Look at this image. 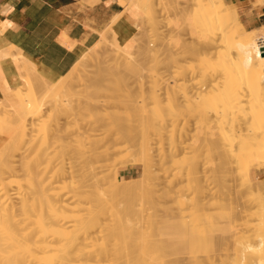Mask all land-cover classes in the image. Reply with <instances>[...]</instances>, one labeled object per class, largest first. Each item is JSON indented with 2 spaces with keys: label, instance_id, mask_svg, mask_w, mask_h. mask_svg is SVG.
<instances>
[{
  "label": "bare ground",
  "instance_id": "6f19581e",
  "mask_svg": "<svg viewBox=\"0 0 264 264\" xmlns=\"http://www.w3.org/2000/svg\"><path fill=\"white\" fill-rule=\"evenodd\" d=\"M258 1L256 2L258 3ZM197 5L201 9L199 18L201 26L202 23L204 24L202 28L205 29V35L201 46V41L198 40L200 47L191 45L189 41V52L201 51L205 53L207 50L216 48L219 61L217 62V59L212 61L217 64L223 63L225 69L216 68L219 66L214 67V65L213 67L216 68L215 71L219 69L225 79L222 80V76L216 75L207 85L202 84L205 85V88H209L207 91H214V98L211 99L212 101L210 100L209 108H204L206 111L202 109L205 111L204 116L200 114L202 117L199 118L196 115L195 118L200 123L209 126L216 123L222 126L223 129L221 128L222 132L220 133H222L223 140L226 139L224 137L232 134L233 136L243 134L242 131L250 130L252 125H257V127L259 125L256 130L253 128L259 139L253 138V140H256L254 152L258 159L254 158V160L257 161L258 169H260L264 167V103L257 100L256 93L264 90V55L262 53L264 36L252 38L250 35L254 33L242 28L234 4H228L225 0H198ZM121 14L119 13L115 17L117 18ZM135 14L125 13L124 15L136 29L133 35L123 42L124 53L135 47L138 50L141 44V37L139 36V38L137 35L140 33L142 20H140L141 15L135 18ZM146 14L149 18L151 17L149 21L154 18L152 13ZM3 28L4 25H0V88L3 92V95L0 96V130L4 133L0 135V264H204L203 258L196 253L199 240L191 235V229H189V190L191 191L194 187L201 191L200 202L204 205L205 197L203 195L205 194L203 193L207 189L204 182L206 179L204 180V174L198 173L194 178L195 183H192L189 175V161L184 157H178L189 150V122L191 120L189 113L181 112L173 107L169 110L158 109L152 117L143 119V131L140 136L134 134L132 130L126 132L123 129V119L125 118L117 116V109L128 103L126 96L116 93L117 91L101 93V90L98 89L93 93V96L90 95L88 99H84L81 89L76 88L81 84L76 80L82 79L83 76L79 73L78 66L74 67L75 65L58 79H47L38 70L35 62L24 55L16 45L3 38ZM110 28L113 30L111 25ZM106 32L107 34L104 33L105 40L99 39L83 52L78 61L88 63L86 66L93 63L100 64L102 56L117 49L114 48L113 39L111 41L109 39L110 45L107 43L109 34L108 31ZM112 33L116 35V32ZM64 43L71 45L69 41ZM157 48L154 44V50ZM151 49L152 47L150 51ZM213 51L215 53V50ZM201 54L200 56H202ZM182 55L183 58L184 54ZM185 56L189 57L188 54ZM212 56L214 57V54ZM5 59L10 60L14 65L15 73L23 81V84L12 85L10 83L1 64ZM131 59L130 56L118 58L114 66L121 72L128 69L137 72L135 73L136 77L142 84L141 79L145 72L142 74L139 60ZM91 60L93 62H90ZM196 63L199 65V62ZM201 63L204 64L203 61ZM206 63L205 65L208 67ZM154 65L156 64L154 63ZM187 66L189 67V65ZM194 66H196L195 63ZM101 68L99 72H107L111 71L112 67L103 65ZM155 68L157 67L155 66ZM190 68L189 81L194 69ZM204 69H207L206 66ZM204 69L203 72L206 75L208 72H205ZM209 69V72H213L211 68ZM175 71L177 74L181 73L180 70L175 69ZM156 74L159 73L152 72V75ZM239 74H243L245 78L243 80L241 76L243 86L239 85ZM83 75L85 74L83 73ZM160 77L162 80L159 89L163 88L168 95L173 94L176 98V95H179L184 99H190L195 95L199 96V92L196 93L197 90L195 91L191 84H189V89L186 88L185 83L183 88L176 89L179 83H175L177 81L175 75L171 79L164 75ZM222 81H224V84L221 85L222 89L215 92L218 89V83ZM75 94L77 106H74V109L72 108L73 110L67 114L66 121L56 120L54 123H50L49 128L53 142L60 140L62 145L69 144L71 148L64 149L65 146H62L63 148L56 150V146L53 148L51 147L52 143H48L42 149L37 150V155L33 160H25V156L32 148L30 139L35 137L34 130L38 128L47 105L57 109L68 102L71 95ZM159 94L161 93L157 92L156 95ZM203 94L205 95V92ZM213 94L210 96L213 97ZM259 94L258 97H260ZM143 98V94H141V98L137 102L141 103ZM205 98L207 100V97ZM200 100L203 101L202 98ZM205 105L207 106V104ZM247 107L249 109L245 112L244 109ZM88 109L92 116L88 118L82 116L81 112ZM140 117L143 118L144 115ZM80 119H84V122L78 121ZM46 121L48 120L46 119ZM70 122H73L74 126L67 125ZM217 125L216 127H218ZM42 131V133L46 132L44 129ZM249 135L251 134L249 133ZM86 142L89 143L88 147H86L87 144L83 145ZM124 147H134L135 150L123 156L120 160L125 159V161L120 165H126L133 155L134 162L136 161L144 167V178L139 182H134L131 179L122 180L107 162L109 154ZM154 151L160 161L161 171L156 174L162 178L164 183L161 186L163 187L162 194L168 204L164 206L165 215L162 218L152 216L154 214L151 215V211L144 219L140 214L131 213L125 208L120 209L114 198L116 195L124 193L123 189L127 191L132 186L127 183L133 181L135 184L133 182L131 184L135 186L145 181L150 172V166L153 164ZM251 164L253 163L251 162ZM239 172L233 177L236 187L238 186L242 190L244 188L255 189L262 195L256 213L258 224L262 225L263 234L264 177L254 180L249 166L243 172ZM151 173L150 178L153 171ZM147 179L146 181H148ZM210 192L213 191L210 190ZM209 195L211 194L209 193ZM247 197L249 198V196ZM244 207L242 206V208ZM246 212H250L249 209ZM255 217L257 216L255 215ZM249 220L253 221V219ZM193 232L195 231L193 230ZM261 236L258 243H252V241L246 245L247 248L255 252L252 264H264V236Z\"/></svg>",
  "mask_w": 264,
  "mask_h": 264
},
{
  "label": "rangeland",
  "instance_id": "374dc122",
  "mask_svg": "<svg viewBox=\"0 0 264 264\" xmlns=\"http://www.w3.org/2000/svg\"><path fill=\"white\" fill-rule=\"evenodd\" d=\"M197 1L198 0H125L124 4H125V12L126 13H136L135 18L138 15H141L140 20H142V22H141L140 26L141 25L142 26H141L140 33H138V35H137L138 37L139 36L141 37V38L139 37L140 43H141L140 47L138 48V50L135 47V48L129 49V52L124 53V50L122 48L123 42L119 41L118 38H116L117 33H116V35H115V33H112V32H116V31L114 29L112 30L110 28L111 24L108 25L103 31H101L99 39L105 40L104 33L107 34L106 31H108L109 38L107 39V43L109 42L111 44L110 41L112 39H113V41L115 40L114 42L112 41V43H115L114 48H117V49H115L116 52L110 51L108 53V55L105 53L107 56L106 55L102 56L100 64L99 63H93V64H89L88 66H86L88 63H85V62L81 63L80 61H78L79 60L78 59L76 61V63L74 64L75 66L74 65L73 66L75 68L78 66L77 68L80 69L79 73H81V76H83V78L82 79L78 78L76 80L77 83H81V84H79L80 86H77L76 88H78L79 90L81 89V91L83 92L82 97L84 99L85 98L88 99L90 97V95L93 96V93H95L98 89L101 90L100 91L101 93L117 91L116 93H119L121 95L126 96L125 98H128V103H126L125 105H127V106L122 105V107H119L120 109L119 108L117 109L118 113H119V114L117 113V116L125 118V119H123L124 120V123H123L124 131L128 132L129 130H132V132L134 134H138L139 136L141 135V133L143 131V129H142L143 119L144 118L148 119L149 117H152V115H154V112L158 109L169 110V108L173 107V108H176L177 110H179L181 112H188L190 115V118H191V120L189 122V143H190L189 144V150H188V152H183L178 157H184L187 161H189V168H190L189 169V171H190L189 175H190V178L192 180V183H195L194 178H195L196 174H198V173L204 174L205 175L204 180L206 179L204 182L206 184V188L209 189V190H207L205 188L207 191L205 190L203 193V194H205V195H203L205 197L203 199V201H205V204H206V205L204 204L205 206L202 205L200 202L201 191H198V189L194 188V187H192L191 191L189 190V229H191L190 230L191 235L194 238L199 240V242L197 244L198 247H196L197 248L196 253L200 254L201 258H203L204 264H252L251 262L254 259L255 252H253L252 249L247 248L246 245H247V243L252 242V241H253L252 243H258L259 238L262 237L261 235L264 236V233L262 234V225L258 224L259 220H258V215L256 213V211L258 210L257 206L260 204V202H261L260 200H262V195H260L257 192V190H255V189H245V188H244V190L239 189L238 186L236 187V184L234 183L235 181H234L233 177L235 175H237L239 171L243 172L246 169V167H248V166L250 168L251 175H252L254 180H258L259 177H262V178L264 177V167L258 169L259 166L256 163L257 161H255L258 159H256L257 157H255L256 155L254 152L255 151V144L254 143L257 139H259V137H257L254 132H256L255 130L258 129L259 125H258V127H257V125H252L250 130H248V131H250L249 133L251 135H249L247 130H244V131H242L244 133L243 134L241 133V135H239V136L238 135L233 136V134H232V135H229L228 137H224L229 141V143H228V141L226 139L223 140L222 133H220V132H222V129H223L222 126H220L218 123L213 124L212 126H209V125L203 124L202 122L200 123L198 121V119L195 118L196 115L199 118L204 116L206 109L209 108V106H208V105H210L209 103H211V101H212L211 99L214 98V94H213L214 91H211V90L207 91L209 88L208 87L205 88V85H202V84L207 85V83H209V81L212 80L211 78H213L216 75H219V77L222 76L221 77L222 80L225 79V77L223 76L224 74L220 73L219 69L217 71H215L216 68L222 67L225 69V65L223 63L219 62V64H217V62L219 60L217 58L216 48H213L211 50H207V51H205V53L201 52V51H198V52L195 51L196 53L194 51L189 52L190 42H191V45H194V46L195 45L199 46V44L201 43L200 44V46H201L203 43V41H202L203 36L205 35V29L202 28V26L204 24L202 23V26H201V22H200V18H199L200 17L199 13H201V9L198 7ZM146 13H152L154 18H152L149 21V19L151 17L149 18V16ZM241 26L245 31H248L242 23H241ZM241 26H239V27H241ZM135 31H136V29H135ZM248 32H250V31H248ZM253 33H254L253 35H250L252 38H259V37H261V35L264 36L263 31H259L256 34H255V32H253ZM114 36H116V37H114ZM109 39H110V41H109ZM198 40H199V42L200 41L201 42L199 43ZM195 41H197V42H195ZM192 42L195 44H193ZM151 44H152V46H151ZM154 44H155L156 48H157V46H158V48H160V47L161 48L163 47V48L162 49L160 48L159 51H158V48H157V50H154ZM149 47L150 48L152 47L151 51H150ZM153 50H154V52H153ZM213 50H215L216 54L214 53ZM155 51H158V52L155 53ZM169 51H171V52H169ZM178 51H180V52L178 53ZM147 52H149V54H147ZM152 52H153V54H152ZM182 54H184L183 58H182V56H183ZM187 54L189 57L186 58L185 55H187ZM200 54L202 56H200ZM213 54H214V57L212 56ZM156 55H157V57H156ZM175 55H177V56L175 57ZM180 55H181V58H179ZM195 55L196 56L199 55V56L196 57ZM123 56H128V57L130 56V57H132L131 60H139L140 67H142L141 68L142 74H143V72H145L143 74L142 79H141L142 84L140 83V81H138V79L136 77L135 73H137V72L129 71L131 69H128L124 72H121V70L116 69L114 64L116 63V61H118V58H122ZM153 57L155 60L153 59ZM177 57H178V59H177ZM263 58H264V56H263ZM216 59H217V62H215L216 63V65H215V63L213 61H215ZM193 61H195V62H193ZM202 61L204 64L201 63ZM90 62H93V60H91ZM152 62H154L156 65H154V63H152ZM196 62H199V65ZM210 62H213V63H210ZM184 63L186 65H182ZM194 63L196 64V66H194ZM205 63L208 64V67H207V65H205ZM191 64H193V65H191ZM103 65L105 67H112L111 71L99 72L102 69L101 67ZM187 65H189V67H191L190 69L194 68L190 81H189V67ZM202 65H204V66L202 67ZM213 65H214V67H216V66H219V67H216L214 69ZM155 66L157 68H155ZM205 66L207 68L206 70L204 69ZM148 67H149V69H148ZM202 68L205 70V72H208V73H206V75L203 72ZM209 68H211V71H213V72H209L208 71ZM84 69H87V70L84 72L83 71ZM175 69L177 71L180 70L181 73L177 74ZM201 69H202V71L200 72ZM112 71H114V72H112ZM196 71H197V73H195ZM214 71H215V73H214ZM152 72H158L159 74L152 75ZM83 73L85 75H83ZM102 73H104V74H102ZM149 74H150V76H149ZM162 75H164V77H168L169 79H171V77H173V75H175L177 77L176 78L177 81L175 83H179V85L176 87V89L183 88L184 83L186 84V88L189 89V84H191L193 89L195 91L197 90L196 93L199 92L198 93L199 96L197 97V95H195L190 99H184L183 96L179 97V95H176L177 96V98H176V97H174L173 94L168 95L167 93L164 92L163 88L159 89L160 82L162 80V78L160 76H162ZM204 76H205V78H204ZM241 76L243 77V74H239L240 79L238 78V82L240 81L239 85L241 84V86H243L244 83L241 82L242 81ZM221 79H219V80H221ZM244 79L245 78L243 77V80ZM92 81L93 82L95 81V82L93 83ZM204 82H206V83H204ZM83 83H84V85H83ZM222 83L224 84V81L218 83V89L215 90V92H218V90L222 89V87H223V86H221V85H223ZM16 84H23V81L19 80L16 82ZM142 92H144V93H142ZM157 92H160L161 94L156 95ZM204 92H205V95L203 94ZM258 92L256 93L257 94V100L261 101V103H264V100H263L264 90L258 91ZM209 93L213 94V97H212V95L210 96ZM141 94H143L144 100L141 101V103H140V102H137V100L139 98H141ZM258 94L260 95V97H258ZM2 95L3 94L0 93V96H2ZM206 95H209V96H206ZM203 96L207 97V100H209V102H207L206 98ZM69 98L70 99L68 100V102H65L64 105H61L60 107H58L59 109L58 108L54 109L50 105H47L45 113L42 116V119H44V120L42 121V119H41L39 125L37 126L38 128L36 130H34L35 137L33 139H30L31 143H32V148L29 151V153L25 156V158H24L25 160L26 159H28V160L32 159L33 160V158L37 155V153H36L37 150L42 149L48 143H52L51 147H53V148L56 146V150L61 148L62 146H65L64 149L65 148L66 149L71 148V147H69V144H63L62 145V142H60V140L53 142L54 140L51 138L52 136L50 133L51 129H49L50 123H54L56 120H61V121L65 122L67 114L70 113L74 109L73 108L74 106L75 107L77 106L76 94L73 96L71 95V97H69ZM72 98H74V99H72ZM201 98L203 99V101L200 100ZM205 104H207L208 107ZM246 106H247V103H246ZM260 106H262V105H260ZM204 108H206V109H204ZM202 109L205 111H202ZM248 109L249 108L247 107L246 109H244V111L246 112V111H248ZM244 111H243V114H244ZM190 112H191V114H190ZM240 113H241V111H240ZM51 114H52V116H51ZM81 114H82V116L87 117V118L92 116L91 112H89V109L85 110V112H81ZM147 114H149V115H147ZM143 115H144V117L141 118L140 116H143ZM51 117H52V119H51ZM134 117H136V118H134ZM46 119L48 121H46ZM78 121L83 123L84 119H80ZM67 125L72 127V126H74V123L70 122ZM216 125L218 127H216ZM247 125H248V123H247ZM46 126H47V128H46ZM219 126H220V128H219ZM190 127H191V129H190ZM253 128L255 130H253ZM43 129L46 132L42 133ZM252 130H253L254 134L251 133ZM1 134H4V133L1 132V130H0V135ZM244 134H245V136H244ZM246 134H247V136H246ZM237 136H238V138H237ZM248 136H250L251 138ZM234 137H235V139L233 140ZM36 138H38V139H36ZM230 138H231V141H230ZM253 138L256 140H253ZM244 139H246V140H244ZM248 139H249V141H248ZM64 140L66 141V139H64ZM225 140H226V142H225ZM235 142H237V143L235 144ZM241 142H243V143H241ZM86 144H87V146H86ZM83 145L88 147L89 143L86 142ZM232 148H233V150H232ZM133 150H135L134 147H127V148L124 147L122 149H117V150L113 151L111 154H109L107 162L110 166L113 167L114 171L117 174H118V168H120L121 166H125V165H120L121 163H123L125 161V159L123 161H121L120 159L123 156H125L128 152L133 151ZM243 150H245V151H243ZM232 151L235 153H233ZM248 152H250V153H248ZM153 153H154L152 156L153 157V160H152L153 164H151L152 163V161H151L150 162V164H151L150 172H149V174H147V177H146V178H148L147 179L148 181H146V178H145V181H143L141 184L139 183V184L135 185L136 187L133 186V184H135L134 182H137V181L139 182V181H141L142 178H144V172H143L144 167L142 165H140L139 163H136V161L134 162V157L132 155V158H130L127 161L126 165H135L136 170L134 172H132V174H130L126 177H122L119 175L118 176L122 180L131 179L134 182L131 181V182H133V184H131V182L127 183V184L132 185V186H130V188L127 189V191L125 189H123L124 193H122V194L120 193L119 195H116L114 198L115 202L117 203V205L119 206L120 209H122V210L124 208L128 209L131 213L142 215L144 217V219H146V217L151 213V211H152L151 215L154 214L152 216L162 218L165 215L164 214L165 213L164 212L165 211L164 206L166 204H168L167 201L165 200V197L162 194L163 187H161V186H163L164 183L162 181V178L158 177V175L156 174L157 172H161L160 167H159L160 161H159V159H157L158 156L155 154V151ZM250 154L253 156H251ZM246 156L248 159L246 158ZM249 156H251L252 158ZM254 158H255V160H254ZM251 162L253 164H251ZM191 163L192 164L194 163V164L192 165ZM108 171H109V169H108ZM152 171H153L154 176L152 175L150 178V174H152L151 173ZM148 175H149V177H148ZM156 176L158 177L159 180L157 179ZM149 179H150V181H149ZM159 182H161L160 183L161 185L160 184L158 185ZM212 185H213V187H212ZM231 186L233 187V189L235 188L236 190L235 189L233 190ZM210 188H212V189H210ZM124 190L126 191V193ZM210 190L213 192H210ZM209 193L211 195H209ZM213 193H214V195H213ZM212 196H214V197H212ZM247 196H249V198ZM250 197H251V199H250ZM217 200H219V201L221 200V201L219 202ZM249 200H250V202H248ZM250 203H251V205H248ZM242 206L243 207L245 206L244 208H246V209L242 208ZM253 206H255V207H253ZM248 207H251V208H248ZM235 208H236V210H235ZM247 208L249 209L250 212H246V211H248ZM253 208H255V209H253ZM255 215L257 217H255ZM208 216H210V217H208ZM246 216H249V217H246ZM229 218H230V220H229ZM231 219H233V220H231ZM249 219H253V221L249 220ZM193 230L195 232H193ZM224 240H225V242H224ZM237 244H239V245H237ZM247 250L249 253L247 252ZM189 254H190V252H189ZM182 255H184V254H182Z\"/></svg>",
  "mask_w": 264,
  "mask_h": 264
},
{
  "label": "crops",
  "instance_id": "0c3cea01",
  "mask_svg": "<svg viewBox=\"0 0 264 264\" xmlns=\"http://www.w3.org/2000/svg\"><path fill=\"white\" fill-rule=\"evenodd\" d=\"M254 1L225 0L236 6L244 27L256 34L264 32V0ZM124 3L125 0H0L2 36L35 62L47 79L56 80L98 41L108 25L121 42L133 35L135 26L124 16ZM119 13L122 14L115 18ZM68 41L71 45L64 43ZM1 64L15 85L20 78L14 65L8 59ZM0 93L3 94L1 88ZM135 170V165L121 166L118 175L126 177Z\"/></svg>",
  "mask_w": 264,
  "mask_h": 264
},
{
  "label": "water",
  "instance_id": "95a60500",
  "mask_svg": "<svg viewBox=\"0 0 264 264\" xmlns=\"http://www.w3.org/2000/svg\"><path fill=\"white\" fill-rule=\"evenodd\" d=\"M262 50H263V52H262V53H263V55H264V48H262Z\"/></svg>",
  "mask_w": 264,
  "mask_h": 264
},
{
  "label": "built area",
  "instance_id": "2783aa9c",
  "mask_svg": "<svg viewBox=\"0 0 264 264\" xmlns=\"http://www.w3.org/2000/svg\"><path fill=\"white\" fill-rule=\"evenodd\" d=\"M260 41H262V40H260Z\"/></svg>",
  "mask_w": 264,
  "mask_h": 264
}]
</instances>
